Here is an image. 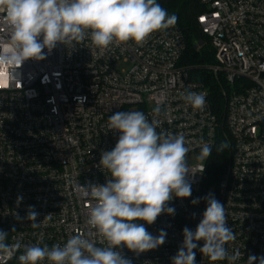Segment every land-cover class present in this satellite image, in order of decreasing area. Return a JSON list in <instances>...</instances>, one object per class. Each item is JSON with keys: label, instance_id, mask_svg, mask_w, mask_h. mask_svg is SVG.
Returning <instances> with one entry per match:
<instances>
[{"label": "built area", "instance_id": "2783aa9c", "mask_svg": "<svg viewBox=\"0 0 264 264\" xmlns=\"http://www.w3.org/2000/svg\"><path fill=\"white\" fill-rule=\"evenodd\" d=\"M198 1V25L215 55L207 71L221 89V112L210 89L183 65L187 44L177 24L153 33L143 46L128 42L100 51L88 39L74 48L58 44L45 59L25 61L15 81L8 70L0 71V230L9 244L51 247L87 234L101 246L86 223L91 201L77 184L103 185L110 178L98 166L102 151L112 150L119 137L108 130V117L142 111L149 121H160L157 132L185 136L196 173L187 177L191 196L168 202L174 215L162 213L151 225L140 222L154 236L164 230L165 243L139 255L121 246L122 255L132 264H172L183 229H196L207 207L203 198L212 193L225 205L227 226L236 234L225 245L230 254L240 251L235 264L264 256V0ZM188 91L205 95L202 111L182 99ZM82 96L87 100L81 105L76 98ZM225 141L227 163L212 183L210 156H195L203 143L213 152ZM29 206L39 213L36 227L25 218ZM197 244L196 264H229L210 261L199 250L203 241ZM19 254L7 264H19Z\"/></svg>", "mask_w": 264, "mask_h": 264}, {"label": "clouds", "instance_id": "9594fccd", "mask_svg": "<svg viewBox=\"0 0 264 264\" xmlns=\"http://www.w3.org/2000/svg\"><path fill=\"white\" fill-rule=\"evenodd\" d=\"M176 23L177 17L157 0H0V26L4 29L0 31V71L8 70L15 81V70L25 61L45 59L58 44L74 48L88 39L100 51L128 42L143 46L153 33ZM181 97L193 109L202 111L206 106L203 93L188 91ZM76 99L82 105L87 97ZM154 111L158 113L159 107ZM159 126L160 121H149L142 111H117L108 117V130L118 132L119 137L112 150L102 151L98 166L110 178L103 185L77 184L81 196L91 201L86 223L98 234L101 246L87 234L72 235L63 245L51 247L19 241L9 244L8 233L0 230V264H7L18 251L19 264H132L122 255L121 246L139 255L163 245L166 232L154 236L140 222L151 225L162 213L174 215L168 202L191 196L187 177L196 172L188 164L190 148L185 136L157 132ZM228 147L222 142L217 151ZM211 152L212 146L203 143L198 159L207 160ZM21 199L18 197L17 204ZM203 199L207 201L203 218L195 231L183 229V243L171 258L172 264H196L198 241H203L199 250L210 261L235 264L241 253L237 249L230 254L225 247L236 239L227 226L225 205L212 193ZM38 215L29 206L25 218L32 227L37 226ZM16 219L22 218L17 214ZM257 262L264 264V256L247 260V264Z\"/></svg>", "mask_w": 264, "mask_h": 264}, {"label": "trees", "instance_id": "16d2710c", "mask_svg": "<svg viewBox=\"0 0 264 264\" xmlns=\"http://www.w3.org/2000/svg\"><path fill=\"white\" fill-rule=\"evenodd\" d=\"M170 15L177 17V25L185 35L187 50L183 59V65L190 68L193 78L202 81L210 89L211 100L216 109L221 112L224 102L221 97V89L213 76L207 71V67L215 64V55L209 39L200 31L197 18L203 13V7L198 0H157ZM203 42L198 50L195 46ZM228 152L213 151L208 160V178L212 183L216 182L227 163ZM195 231V229H191Z\"/></svg>", "mask_w": 264, "mask_h": 264}, {"label": "water", "instance_id": "95a60500", "mask_svg": "<svg viewBox=\"0 0 264 264\" xmlns=\"http://www.w3.org/2000/svg\"><path fill=\"white\" fill-rule=\"evenodd\" d=\"M203 46V42H199L196 46L195 49L198 50L199 48H201Z\"/></svg>", "mask_w": 264, "mask_h": 264}, {"label": "rangeland", "instance_id": "374dc122", "mask_svg": "<svg viewBox=\"0 0 264 264\" xmlns=\"http://www.w3.org/2000/svg\"><path fill=\"white\" fill-rule=\"evenodd\" d=\"M197 159H198V157H199V155H197V156H195ZM206 161V160H205Z\"/></svg>", "mask_w": 264, "mask_h": 264}]
</instances>
